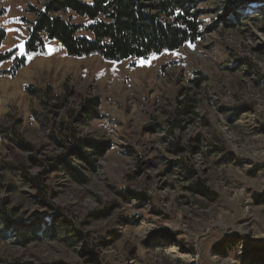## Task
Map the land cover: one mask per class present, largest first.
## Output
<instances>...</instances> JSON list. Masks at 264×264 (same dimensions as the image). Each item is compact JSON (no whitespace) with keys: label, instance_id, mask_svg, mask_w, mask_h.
Wrapping results in <instances>:
<instances>
[{"label":"rangeland","instance_id":"1","mask_svg":"<svg viewBox=\"0 0 264 264\" xmlns=\"http://www.w3.org/2000/svg\"><path fill=\"white\" fill-rule=\"evenodd\" d=\"M44 1L0 0L3 51L26 56L13 74L12 60L0 65V264H249L264 253V0H234L227 15L232 0H205L195 42L123 62L49 39L27 53L28 10ZM221 12L240 17L226 25ZM67 135L104 143L97 170L73 158L87 183L57 169L40 190L32 179L66 153ZM183 166L216 198L193 193ZM58 219L67 229L27 244L12 227Z\"/></svg>","mask_w":264,"mask_h":264},{"label":"trees","instance_id":"2","mask_svg":"<svg viewBox=\"0 0 264 264\" xmlns=\"http://www.w3.org/2000/svg\"><path fill=\"white\" fill-rule=\"evenodd\" d=\"M205 0H45L40 7L31 6L29 13L34 19L29 21V37L25 43L27 53L41 52L45 48V39L58 41L71 56L85 57L100 55L108 61L123 62L130 59H144L152 54L177 50L187 43L195 42L203 34L200 16L206 14L200 7ZM229 6L225 4L224 12L236 11L237 3L232 0ZM227 7V8H226ZM219 16L226 25L237 20ZM217 25V23L215 24ZM214 25V26H215ZM7 32L0 27V65L12 60V66L7 74L15 73L26 64V56L19 55L17 49L3 51ZM85 113L93 114L97 100L85 101ZM89 118V117H88ZM199 141V137L193 139ZM61 147L67 151L57 157H50L45 169L39 176L33 177V182L40 189L42 176L57 169L65 171L71 178L84 184L89 180L77 170L71 159L78 158L89 171L97 170V157L104 152V143L88 138L73 140L67 135ZM91 148L88 152L87 149ZM110 148V146H107ZM185 148L173 142L172 151L182 154ZM212 152V151H210ZM183 168H185L183 166ZM186 179L191 180L190 190L207 199H215L216 194L201 181L195 180L196 171L185 168ZM127 192L125 195L130 194ZM139 200H145L141 194H133ZM258 204H264V191L254 195ZM58 222L63 227L54 224L51 230L42 228V222L36 221L37 227L26 226L16 222L12 225L20 242L27 244L33 240L46 237H56L60 231L67 229V221ZM234 246V242H233ZM216 254L224 255L231 245L218 244L213 247ZM96 258H94L95 260ZM249 264H264V253L248 257Z\"/></svg>","mask_w":264,"mask_h":264}]
</instances>
